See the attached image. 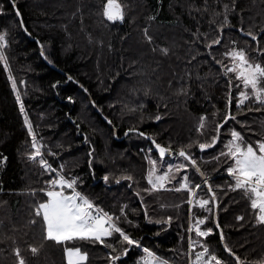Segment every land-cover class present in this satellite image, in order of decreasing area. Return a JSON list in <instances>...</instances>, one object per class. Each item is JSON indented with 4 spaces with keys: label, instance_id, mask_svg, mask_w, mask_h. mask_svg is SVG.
I'll return each mask as SVG.
<instances>
[{
    "label": "trees",
    "instance_id": "obj_1",
    "mask_svg": "<svg viewBox=\"0 0 264 264\" xmlns=\"http://www.w3.org/2000/svg\"><path fill=\"white\" fill-rule=\"evenodd\" d=\"M105 3L16 0L25 27L41 42L48 64L38 44L23 32L11 1L0 0V32L6 33L8 41L0 48L6 58L0 60V264H18L16 248L25 264H67L65 245L45 240L42 218L35 215V207L46 199V181L57 174L76 178L77 191L118 216L120 227L167 264H191L201 244L222 264H237L221 245L214 206L210 205L209 213L195 203L189 211L188 194L175 190L176 180L166 188L146 191L151 189L150 156L162 159L148 151L153 149L151 142L141 135L133 133L123 141L114 137V127L118 138L137 129L178 151L189 142L209 141L217 124L222 127L213 148L201 151L193 143L185 150L192 153L216 192L227 247L243 264H264V225L256 222L248 196L229 187L233 183L226 175L230 161L212 159L223 150L232 128L247 142L264 139V106L250 97L238 109V81L233 79L229 89V77L216 63H230L223 53L236 41L235 47L243 48L251 62L264 65V53L258 52L264 49V0H119L122 22L103 16ZM249 31L256 40L246 34ZM217 37L221 43L212 45L209 55L206 45ZM228 112L236 119L224 122ZM25 115L36 143L43 146V158L57 172L45 171L39 157L29 159L34 149ZM202 116L206 120L200 134L197 127ZM185 173L190 182L201 184L197 199L209 198L199 172L190 166L181 170L177 180ZM128 175L131 181L122 178ZM169 216L170 223H156ZM205 216L208 220L201 227H212L213 232L206 238L194 237L195 232L188 231L194 217ZM117 236L105 238L115 245L113 254L128 247L117 243ZM189 237L199 241L195 249H189ZM30 246L38 252L33 254ZM66 246L86 252L84 264H110L112 249L105 244L76 239ZM143 255L142 248L130 246L117 264H140Z\"/></svg>",
    "mask_w": 264,
    "mask_h": 264
},
{
    "label": "snow or ice",
    "instance_id": "obj_2",
    "mask_svg": "<svg viewBox=\"0 0 264 264\" xmlns=\"http://www.w3.org/2000/svg\"><path fill=\"white\" fill-rule=\"evenodd\" d=\"M13 6H15L16 0H11ZM16 15L19 16V10H16ZM103 16L109 21H123L124 10L123 6L119 3V0H106L103 6ZM225 22H227V16L225 15ZM221 31L223 25L220 26ZM243 32V29H241ZM248 36L256 40V36L252 32L246 33ZM145 37L151 42L152 37L147 35V29H145ZM8 43L6 39V33L0 32V48L6 46ZM221 38L211 40L206 48L208 49L209 55H212V45H219ZM233 47L224 52L223 56L230 58L229 64H223L222 61H216L221 64L223 69V75L229 77L228 84L229 89L232 87V80L235 79L238 83L235 85L238 89L236 107L239 109L241 105H244L245 101H248L250 97L264 106V65L261 63H253L248 59V56L243 48L235 47L236 41H231ZM164 54H167L168 49H162ZM258 52L264 53V49H258ZM215 59V57H212ZM0 60L6 58L2 52H0ZM7 67V64L5 63ZM229 73L234 74L230 77ZM11 79V77H9ZM71 79V77H69ZM15 89L16 84L13 81L12 84ZM82 87V86H81ZM250 90V91H249ZM87 91V89H85ZM17 101H20V95H16ZM69 100L72 97H68ZM231 92L229 91L228 104L231 105ZM20 111L24 112L23 102L20 101ZM160 117L157 116L158 120ZM231 118L235 120V116L228 112L224 117V122H227ZM206 116L200 118V122L197 127V132L203 134L205 128ZM111 123V121H109ZM25 124L28 126V132L32 135V148L33 152L29 153V159L37 161L43 167V169L49 173L57 172L46 159L43 158L41 148L42 145L36 143V135L32 130V125L28 121L27 115H25ZM243 126V124L241 125ZM221 124H217L215 128V134L211 136L207 142H189L186 146L179 147L178 151L174 152L170 147L162 146L153 139L152 143L155 145V149L158 151L159 157L162 159L165 155L173 156L177 155L183 158V161L179 164L168 163L167 170L160 174H156L157 160L150 159L149 163L152 166L147 175L148 183L151 185V189L146 191L159 190L166 187L167 184H171L173 180H176L179 185L175 188L176 191H186L189 197L188 203L190 206L195 203L199 204V207L206 209L209 213L212 212V206L218 204L216 199V192L213 191L212 185L209 182L208 177L200 170L197 165V160L193 157L190 151L185 150L191 149L193 143H195L199 150L213 148L220 137ZM129 131H136L130 129ZM139 135H146L140 132ZM255 145V146H254ZM149 152L152 149L148 150ZM53 155H55L53 153ZM220 157H225L227 161H230V166L227 167L226 172L231 177L233 183L229 185L234 190L243 191L250 200L251 209L256 210V222L264 225V139H258L254 143L247 142L242 136L240 131L232 128L230 131V139L224 143L223 150L220 151L219 156L212 157L213 160H219ZM199 172L200 176L203 177L202 183L206 185L207 192L211 193L207 199L199 198L198 191L201 189L200 183L193 184L189 181L187 173H185L181 179L177 180V174L183 169L189 167ZM63 165H60L62 171ZM129 181L132 180L130 175L122 177ZM105 181H108V176L103 177ZM48 185L45 191L46 199L43 202L38 203L35 207V215L41 217V223L44 229V239L53 241L57 244L65 245L64 252L66 255L67 264H84L87 261L88 255L86 252L81 251L79 247L66 246L67 242L76 239L79 240H91L93 242H99L105 244L106 247L111 248L112 252L109 253L110 264H117L121 256L126 255L129 251L130 246H137L142 248L143 256L140 258V264H167V261L157 257L156 253L148 247H143L140 241L130 236L122 227L119 226V217L114 214L105 212L93 203L88 196L82 194L76 190L77 179H67L62 174H57L50 180L46 181ZM71 190V191H67ZM191 210V209H190ZM121 213L124 209H120ZM126 215V214H125ZM239 220H243V216L237 217ZM172 217H167L166 220H157L156 223H170ZM208 217H194L193 224L189 227L188 231H194L196 236L208 237L212 232V227L202 228L201 225H205ZM35 223V220L32 221ZM128 223H132L128 221ZM219 228V224H216ZM114 234H118L117 243L126 244L128 247H123L119 254H113L116 252L115 245L106 243L105 238H111ZM221 240L224 239L223 232H220ZM199 243V241H197ZM197 243L192 242L189 237V249H195ZM202 250L195 252V259L191 261V264H222V261L214 254L210 253L209 248L206 245H200ZM225 249L228 253H231L237 264H243L239 256H236L232 249L225 245ZM30 250L33 254L38 252V248L30 246ZM16 257L18 258V264H25L24 258L20 254V249L15 250Z\"/></svg>",
    "mask_w": 264,
    "mask_h": 264
},
{
    "label": "water",
    "instance_id": "obj_3",
    "mask_svg": "<svg viewBox=\"0 0 264 264\" xmlns=\"http://www.w3.org/2000/svg\"><path fill=\"white\" fill-rule=\"evenodd\" d=\"M11 1V0H10ZM14 7V9H15V11L18 9V7H17V5H16V3H15V6H13ZM19 10V9H18ZM19 13H20V15L18 16V18H19V21H20V23H21V27H22V29H23V32L27 35V37L31 40V41H34V42H36L37 44H38V46L40 47V55H41V57L43 58V60H45L48 64H50L48 61H47V59H46V56H45V52H44V48H43V46H42V44H41V42L38 40V39H36V38H34L32 35H31V33L27 30V28L25 27V24H24V22H23V19H22V15H21V12H20V10H19ZM122 22V21H121ZM51 66V65H50ZM69 80H72V79H69ZM85 91V90H84ZM86 92V91H85ZM89 98L91 99V97L89 96ZM91 101H92V99H91ZM93 102V101H92ZM94 105V107H95V109L97 110V112L100 114V116L104 119V120H106L105 119V117L100 113V111L98 110V108H97V106L95 105V104H93ZM107 121V120H106ZM108 122V124L109 125H111V126H113V124L112 123H109V121H107ZM140 133V132H139ZM118 135H117V129L114 127V137L116 138V139H119L120 141H122L123 139H125L128 135L126 134L125 136H123L122 138H118L117 137ZM149 141H151V143H152V138L150 137V136H148V135H144ZM157 143V142H156ZM152 146H153V151L159 156V154H158V151L155 149V145L152 143ZM206 150H208V149H205V150H203V151H206ZM175 152V151H174ZM169 157H171V156H169V155H165V157L164 158H162V159H166V158H169ZM201 170V169H200ZM202 171V170H201ZM203 172V171H202ZM204 173V172H203ZM203 178V177H202ZM211 194V193H210ZM216 199H217V197H216ZM217 202H218V200H217ZM218 211H219V203L216 205V206H214V220H215V223L217 224H219V221H218ZM219 232H221L222 231V229H221V227H220V225H219ZM223 232V231H222ZM224 235V234H223ZM221 245H222V247L225 249V245H226V243H225V238L223 239V240H221ZM225 251H226V249H225ZM227 252V251H226ZM228 253V252H227ZM228 254H230L231 255V253H228ZM232 256V255H231ZM235 258V257H234Z\"/></svg>",
    "mask_w": 264,
    "mask_h": 264
},
{
    "label": "rangeland",
    "instance_id": "obj_4",
    "mask_svg": "<svg viewBox=\"0 0 264 264\" xmlns=\"http://www.w3.org/2000/svg\"><path fill=\"white\" fill-rule=\"evenodd\" d=\"M150 159H155L153 158L152 156H150ZM157 160V165H156V170H157V173L156 174H160L162 173L163 171H166L163 167H161L162 165L166 166L167 167V164L168 163H174V164H179L180 162L182 161H179V160H176V159H170V160H158V159H155ZM178 175V174H177ZM166 188V187H165ZM160 190V189H159ZM67 191H71V190H67ZM194 237H196V234L194 235Z\"/></svg>",
    "mask_w": 264,
    "mask_h": 264
},
{
    "label": "bare ground",
    "instance_id": "obj_5",
    "mask_svg": "<svg viewBox=\"0 0 264 264\" xmlns=\"http://www.w3.org/2000/svg\"><path fill=\"white\" fill-rule=\"evenodd\" d=\"M23 30V29H22ZM40 48V47H39ZM139 132H141V131H139V130H137L136 129V131H127L125 134H124V136L127 134L128 136L125 138V139H127L131 134H133V133H136V134H138L139 135ZM117 135H118V132H117ZM118 137V136H117ZM143 137H145V136H143ZM146 138V137H145ZM125 139H123V140H125ZM153 139V138H152ZM117 140H119V139H117ZM122 140V141H123ZM155 140V139H154ZM156 141V140H155ZM151 142V141H150ZM157 142V141H156ZM158 143V142H157ZM151 145H152V143H151ZM163 146V145H162ZM153 147V146H152ZM166 147V146H165ZM152 151H153V149H152ZM173 151H175V150H173ZM154 152V151H153ZM176 152V151H175ZM155 153V152H154ZM174 156H177V155H173V156H171V157H169V158H166L165 160H168V159H170V158H172V157H174ZM178 157V156H177ZM160 158V157H159ZM161 159V158H160ZM164 160V159H163ZM200 168V167H199ZM201 169V168H200ZM227 176H229L228 174H226ZM230 177V176H229ZM211 195V194H210ZM218 200V199H217ZM193 206V205H192ZM192 206H190L189 205V211H191L190 209L192 208Z\"/></svg>",
    "mask_w": 264,
    "mask_h": 264
},
{
    "label": "crops",
    "instance_id": "obj_6",
    "mask_svg": "<svg viewBox=\"0 0 264 264\" xmlns=\"http://www.w3.org/2000/svg\"><path fill=\"white\" fill-rule=\"evenodd\" d=\"M158 257V256H157ZM158 258H160V257H158ZM161 259V258H160Z\"/></svg>",
    "mask_w": 264,
    "mask_h": 264
}]
</instances>
